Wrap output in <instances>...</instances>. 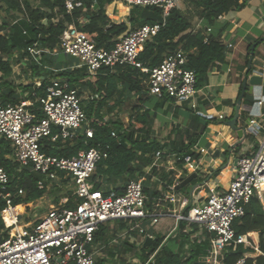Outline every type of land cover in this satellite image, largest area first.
<instances>
[{"label":"built area","instance_id":"obj_1","mask_svg":"<svg viewBox=\"0 0 264 264\" xmlns=\"http://www.w3.org/2000/svg\"><path fill=\"white\" fill-rule=\"evenodd\" d=\"M122 1L131 7L159 8L162 10V21L131 30L111 50L97 48L94 34L69 25L54 51L78 60L79 67L91 76L99 75L104 68L113 70L120 65L141 69L150 74L146 82L150 95L192 104L198 89L196 74L188 69V53L178 50L151 71L139 61L145 44L160 33L171 11L177 7V0ZM80 6L81 3L73 0L65 2L68 13ZM27 52L34 61H40L37 44L28 47ZM37 103L43 112L41 118L32 110L33 103L0 104V138L11 142L14 160L20 167H31L50 181L56 180L62 172L69 176L79 202L73 208L65 205L52 207L35 222L23 226H19L20 214L13 213L12 224H8L7 214L14 208L13 195L8 190L9 174L0 166V203L6 204L0 210V219L11 231L9 237L0 242V264H97L90 249L101 225L124 222L130 232L145 234L139 223L149 218L157 223L158 218L152 217L147 206L142 180L129 181L121 194L111 192L105 195L102 190L94 188L92 178L104 156L100 149L82 150L72 157L48 156L42 152V143L47 138L52 142L72 140L84 126H87L85 134L93 136L94 130L89 125L83 99L77 90L69 89L60 79L52 78ZM263 103L264 97L258 101L260 106ZM262 117L264 113L260 112L258 118H252L246 125L245 133L254 137L263 134L264 139ZM112 135L116 136V133ZM161 155V152L156 153L157 161ZM185 163L191 170L197 169L191 156L185 158ZM263 183L264 140L255 151L238 158L235 176L227 189L219 191L210 188L204 199L178 215L179 221L197 224L210 234L204 264H224L223 252L230 244L252 245L247 236H236L233 223L245 215L246 205L253 198L257 197L264 205ZM39 186L43 187V182ZM23 194V190H19V195ZM170 201L180 204L182 209L189 204V199H177L175 196H171ZM19 227L22 229L19 230ZM153 258L150 259L152 264Z\"/></svg>","mask_w":264,"mask_h":264},{"label":"trees","instance_id":"obj_2","mask_svg":"<svg viewBox=\"0 0 264 264\" xmlns=\"http://www.w3.org/2000/svg\"><path fill=\"white\" fill-rule=\"evenodd\" d=\"M67 0H0V13L13 15L18 19L15 23H10L6 18L0 25V104L3 106L17 105L21 102L16 94L12 82L6 80L13 74L12 60L16 51H24L34 44L42 48L56 49L59 47L60 37L69 25H75L81 31L95 35L96 46L99 49L111 50L121 38L126 36L132 28L126 23H114L105 14V6L119 0H73L81 3L80 7L75 8L68 13L65 7ZM240 0H199L203 7V17L210 24L224 14L232 10L242 8ZM32 2L38 3L34 7ZM97 8L95 9V6ZM132 13L146 12L149 16L145 24H156L162 21V10L157 7H132ZM87 19L86 23L80 20ZM134 20L133 14L131 21ZM138 27V28H139ZM191 24L188 18L177 8L173 9L168 17L165 26L160 33L148 41L143 51L139 55V61L150 71L162 64V62L171 54L178 50L189 54L188 69L196 74V87L202 89L208 81V75L212 68L226 57L227 48L217 36H206L202 32H188ZM136 29V28H135ZM207 38V42L205 39ZM23 56V55H21ZM6 58V60H5ZM52 77L60 79L63 84L67 83L69 89H75L81 95L83 89L89 90L98 98L91 101L87 106L83 103L89 125L94 130L93 136L79 132L72 140H58L52 142L47 138L42 143V152L48 156L72 157L82 150L90 148L100 149L104 156L98 163L96 173L93 175L92 182L97 177L103 175L123 177L125 175H134L136 169L133 164L137 161L139 153H171L170 150H164L157 142L147 143L142 139L145 133L148 121L146 112L140 114L136 112L129 118V123L125 126L120 121L106 120L105 114L101 112L107 101L113 99L120 89H125L129 94H142L149 91L146 84L149 73L141 69L126 65H120L113 70L104 68L99 75L91 76L84 68L75 71H60L58 74H52ZM42 86L34 91L30 96L33 101L32 110L38 115L43 116V112L37 99L45 94L50 78L44 76ZM242 91V90H241ZM241 94V93H240ZM170 99L167 97L161 100ZM247 103L251 101L245 100ZM55 131H57L55 129ZM115 132L116 136L112 133ZM196 134V133H195ZM197 136H199L197 134ZM254 142L256 148L259 147L254 136L246 137ZM245 137L239 140L237 146H241ZM184 147L178 151L177 159L179 164H185L187 156L195 157L190 148ZM0 166L9 174L8 190L13 195V207L35 202L48 193L49 178L34 172L31 167H20L14 160L13 148L11 142L5 138H0ZM63 177L65 173H60ZM70 178V177H69ZM169 185H172L171 176H167ZM138 180V179H136ZM44 186L40 187L39 183ZM69 184L74 186V183ZM263 186V184H262ZM74 188V187H73ZM94 188L101 190L99 183L94 184ZM19 190L24 194L19 195ZM53 191H57L55 188ZM105 195L108 191H103ZM144 192L148 197H156L158 193H149L145 188ZM121 194L122 192H116ZM66 196L69 200L66 207L73 208L79 202L74 195V189L67 191ZM61 197H57L54 202L58 204ZM148 205V202H147ZM5 202L0 203V210L5 208ZM245 215L237 218L233 223L236 236H247L251 233L256 234L259 240L258 246L248 244L233 245L230 244L223 252L224 264H264V205L257 198H253L246 205ZM187 222L180 225L178 237L181 239L182 253H175L170 247L164 246V237L156 238L151 246L144 248L141 260L145 264L153 256V264H201L198 259L206 254L209 246V238L190 241V235L199 231V225L191 224L190 231L187 232ZM109 229L101 225L95 233V243L103 242ZM9 237V229H6L2 219H0V242ZM191 242L189 249H184L186 243ZM131 247H133L131 245ZM258 249V250H257ZM97 264H101L97 262Z\"/></svg>","mask_w":264,"mask_h":264},{"label":"crops","instance_id":"obj_3","mask_svg":"<svg viewBox=\"0 0 264 264\" xmlns=\"http://www.w3.org/2000/svg\"><path fill=\"white\" fill-rule=\"evenodd\" d=\"M239 3L243 4L242 8L221 15L214 24H210L202 15L203 7L199 0H177V10L184 14L191 24L188 32H202L206 36L213 33V36H217L227 48L225 60L212 68L205 87L198 89V94L192 104L189 102L178 103L172 99L161 100L150 95L149 91L136 95L129 94L125 89H120V92L103 106L101 110L103 114L119 112L123 109L129 110L131 115L136 112L140 114L146 112L148 124L141 138L147 143L157 142L163 146L164 150H170L171 153H161V159L157 161L156 153L161 151L156 153L140 152L137 161L133 164L136 169L134 175L123 177L99 175L96 181L92 182L93 185L96 182L99 183L102 191L123 193L129 181L138 179L142 180L144 188L149 193H158V196L153 198L146 195L147 206L152 217L158 218V222L154 223L153 218L140 222L139 226L145 230V234H140L138 231L130 232L124 222L116 221L104 224L108 227L109 234L103 242L94 243L90 249L95 255L96 262L114 264L110 261V257H118L125 247L129 249L133 243L144 247L147 237L153 238L154 241L163 236L165 238L163 245L168 247V243L174 241L170 248L175 253H182L181 239L178 237L182 221H179L178 215L183 214L184 208L182 209L178 203H171L170 197L189 199L188 191L191 187L196 186L192 202L195 204L208 195L210 188H216L219 191L227 189L236 173V158L258 148L254 142L246 138L251 136L246 133L242 135V138L245 137L242 145L237 146L242 138L227 126V122L234 118L237 101L242 94V84L248 68L251 47L256 43L251 74L264 77V0H240ZM132 11L133 8L122 0L105 6V14L111 22L126 23L130 28L135 29L149 16L146 12L132 13ZM132 14L133 21H131ZM16 21H18L17 18L13 23ZM80 22L86 23L87 19L80 20ZM56 49L39 47V62L34 61L28 52L24 55V51H16L10 58L13 74L6 80L14 85L15 92L21 99L20 103H33L30 96L42 86L44 76H48L50 80L54 78L48 72L58 74L60 71L80 69L78 60L54 51ZM56 70L57 72H54ZM17 79L20 81L19 83L16 82ZM65 85L69 88L67 83ZM80 96L85 106L98 98L86 88L82 90ZM92 97L94 99H91ZM263 97L264 83L255 87L253 95L245 94L238 121L241 127L246 128L252 118H258L260 112L264 113V103L262 106L258 104V101ZM245 100H249L251 103H247ZM193 104L196 105L195 108L192 107ZM104 118L108 120L107 115ZM258 137H260V142H257L259 146L264 140L263 134ZM255 138L257 139V137ZM191 141L195 142L190 148L195 154L193 158L197 167L195 171L191 170L187 163L179 164L177 159L178 151L190 146ZM167 176H171L172 185H169ZM69 179L70 183H73L67 175L63 177L59 175L56 180L49 181L48 191L50 188L52 191L57 188V191H54L57 194L56 198L61 197L58 204H52L51 208L59 205L66 206L69 200L66 196L67 191L74 189L75 193V186L69 184ZM261 187H264V183ZM32 203L14 207L15 212L16 209H22V207L24 211V208H28ZM23 211L18 212L20 217L24 216ZM43 215L45 213L39 218ZM35 221L30 220L27 223ZM145 223L151 229L153 228V233L146 230ZM160 224L162 227L158 228ZM190 230V224H188L187 232ZM136 234L143 236V239L138 241L135 237ZM208 235L210 234L199 226V231L190 235V241L205 240ZM247 238L251 244L252 241H257L256 246H258L259 240L256 234L251 233L247 235ZM191 242L186 243L184 249L188 250ZM206 254L198 259L201 264H204ZM99 256H101L100 260H98Z\"/></svg>","mask_w":264,"mask_h":264},{"label":"rangeland","instance_id":"obj_4","mask_svg":"<svg viewBox=\"0 0 264 264\" xmlns=\"http://www.w3.org/2000/svg\"><path fill=\"white\" fill-rule=\"evenodd\" d=\"M34 7H38L39 4L32 2ZM6 18L10 23L13 24V21L16 19V17H14L13 15H7L5 12L0 13V25H2V21L3 19ZM20 70V69H19ZM21 72V70H20ZM17 83H19L20 81L17 79L16 80ZM16 88V87H15ZM105 115H107V119L110 120H117L122 122L125 126L128 125L129 123V118L131 116V112H129V110L127 109H123L119 112H113V113H106ZM257 142H260V137H257ZM57 194L51 190L48 191V193L46 194V196H44V198L42 200H39L37 202L32 203L31 206H29L28 208H24L23 211V207L22 209H16V212H24L23 215L21 216L20 219V225L19 226H23L25 223H27L28 221H35L37 218H39L42 214H46V212L51 208L52 204L54 203V200L56 198ZM144 227L146 228V230L148 232L153 233L154 230L151 229V227H149V225L147 223L144 224ZM162 224H160L158 226V228H161ZM11 232V231H9ZM147 232V233H148ZM136 239H138V241H141V239H143V236L136 234ZM163 237V236H160ZM251 240V239H250ZM174 241H171L170 243H168L169 247H171L170 245H173ZM252 244L256 246L257 241H252ZM133 247L129 246V249H127L126 247L120 252L118 257H113V258H109L110 261L114 264H144L143 261L141 260V255L143 253L142 250V246H138L135 243L132 244ZM131 249V250H130ZM146 249V248H145ZM101 259V256L98 257V260ZM145 264H152V261L149 259Z\"/></svg>","mask_w":264,"mask_h":264},{"label":"water","instance_id":"obj_5","mask_svg":"<svg viewBox=\"0 0 264 264\" xmlns=\"http://www.w3.org/2000/svg\"><path fill=\"white\" fill-rule=\"evenodd\" d=\"M256 47H257V43L253 44L251 47L248 68H247L246 74H245L244 79H243V84H242V94H241L239 100L237 101V106L235 109L234 118L227 122V126H229L233 131H235L239 135L240 138H242V135L245 133V128L241 127L238 124L243 97L247 93L249 95H253L255 87L261 86L264 83V77H261V76L256 75V74H251L253 71L252 69H253V61H254V54H255ZM86 128H87V126H84V128L82 129V133L85 132ZM237 162H238V158H236V160H235L236 164H237ZM182 185H184V184H182ZM195 188H196V186H193L188 191L190 201H189V204L184 208L183 214L185 212H187L190 209V207L192 206L193 192H194ZM179 223H181V222H179ZM152 242H153V238L147 237L146 242L144 244V247L148 248L149 246H151Z\"/></svg>","mask_w":264,"mask_h":264},{"label":"bare ground","instance_id":"obj_6","mask_svg":"<svg viewBox=\"0 0 264 264\" xmlns=\"http://www.w3.org/2000/svg\"><path fill=\"white\" fill-rule=\"evenodd\" d=\"M13 213H16L14 208H13V209L7 214L6 220H7L8 224H12V218H11V215H12ZM21 229H22V228L19 227V230H21Z\"/></svg>","mask_w":264,"mask_h":264}]
</instances>
